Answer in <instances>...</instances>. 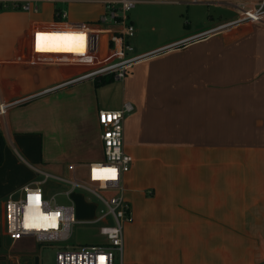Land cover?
<instances>
[{
  "label": "crops",
  "instance_id": "obj_1",
  "mask_svg": "<svg viewBox=\"0 0 264 264\" xmlns=\"http://www.w3.org/2000/svg\"><path fill=\"white\" fill-rule=\"evenodd\" d=\"M75 1H36L58 4L54 12H0V98L19 102L0 119L7 127L0 199L40 180L38 166L64 161L50 173L67 176L69 165L82 171L104 157L94 82L59 86L84 68L56 54L83 55L86 35L52 29L40 33L49 39L36 35L43 54L31 47L39 24H53L59 4ZM216 1L236 15L145 48L104 108H134L124 121V149L134 159L125 197L137 232L170 237L165 264H264V19L208 32L262 0Z\"/></svg>",
  "mask_w": 264,
  "mask_h": 264
},
{
  "label": "built area",
  "instance_id": "obj_2",
  "mask_svg": "<svg viewBox=\"0 0 264 264\" xmlns=\"http://www.w3.org/2000/svg\"><path fill=\"white\" fill-rule=\"evenodd\" d=\"M37 0H0V12L5 8L38 12ZM101 5L99 17L89 22H70L68 13L57 10L58 18L51 25L39 24L32 33L31 47L35 54L36 35L52 29H72L86 35V51L83 55L56 54L67 63L79 65L83 72L72 80L59 86L112 76L123 80L130 68L147 54H136L131 45L135 34L129 13L137 0H89ZM264 19V0L256 7L243 8L239 19L218 26L208 32L240 21L261 22ZM184 39L174 45H183ZM172 45V46H174ZM51 55V54H50ZM58 86V87H59ZM50 90V89H49ZM19 102H5L0 98V119ZM130 103L119 109H100L98 122L104 157L101 161L88 163L82 171L76 165H69L71 175L61 176L35 169L40 180L26 184L10 193L3 205L4 235L12 241L25 237L34 238L40 244L65 243L72 237L77 224L91 225L101 223L98 228L102 241L81 246H60L54 264H141L124 262V224L131 220V207L125 197L124 177L133 165V157L124 149V121L133 111ZM105 169H115L111 178ZM53 182L60 191L49 195L45 185ZM77 189L94 194L107 210L101 209L92 218L77 219L72 195ZM58 196L65 197L67 203H60ZM100 257H104L101 261Z\"/></svg>",
  "mask_w": 264,
  "mask_h": 264
},
{
  "label": "rangeland",
  "instance_id": "obj_3",
  "mask_svg": "<svg viewBox=\"0 0 264 264\" xmlns=\"http://www.w3.org/2000/svg\"><path fill=\"white\" fill-rule=\"evenodd\" d=\"M138 3L130 11L129 16L135 27V34L131 45L136 54L142 53L147 47L173 42L186 35L199 32L201 28L209 27L211 24H218L221 21L234 17L235 10L224 5L216 4V0H137ZM38 13L54 12L58 4L37 3ZM61 10H66L69 19L75 22L94 21L102 11L100 4L89 0H77L75 2L59 4ZM58 6V7H59ZM4 11H20L34 13L33 11H24L21 9L5 8ZM238 13V12H237ZM212 20V21H211ZM117 85L121 88L120 82L114 80L111 83L96 87V97L99 99V107L104 109L110 107L112 102L117 101ZM112 101V102H111ZM103 102V103H102ZM68 109H64L67 111ZM90 111L91 108H90ZM45 118V125L48 127L56 126V119ZM51 118V117H50ZM51 122V123H49ZM70 124V123H69ZM50 128V127H49ZM55 128V127H54ZM0 130L7 135V127L0 120ZM56 135V134H55ZM66 154V153H65ZM56 156V152L53 153ZM56 163V162H55ZM65 162L56 163V166H38L41 170L55 173L64 168ZM64 174V173H59ZM68 176V175H67ZM36 178H38L36 176ZM49 189L48 196L60 191L61 187L53 182L45 185ZM58 202L67 203V199L62 196L57 197ZM6 199H0L1 205V245L0 264H54L56 253L60 246H81L83 244H94L102 241L98 228L101 223L85 225L77 224L74 227L72 237L65 243L40 244L34 238L25 237L19 241H12L4 235L3 226V207ZM72 201L75 205L76 218L87 219L99 215L101 209L107 210L94 194L77 189L72 195ZM93 206L97 208L93 210ZM94 211V212H93ZM124 262L132 263L134 258L146 260L148 263L165 264L170 261L173 248L165 233L136 231L131 221L124 224ZM136 260V259H135ZM134 260V261H135ZM143 264V263H142Z\"/></svg>",
  "mask_w": 264,
  "mask_h": 264
},
{
  "label": "trees",
  "instance_id": "obj_4",
  "mask_svg": "<svg viewBox=\"0 0 264 264\" xmlns=\"http://www.w3.org/2000/svg\"><path fill=\"white\" fill-rule=\"evenodd\" d=\"M58 18L56 17V12H55V21ZM114 81V78L112 76H106L102 78L96 79L94 82L96 87L106 85ZM5 147H6V138L3 133V131L0 130V166L3 164L4 159H5ZM0 215H1V207H0ZM1 217V216H0ZM0 245H1V222H0Z\"/></svg>",
  "mask_w": 264,
  "mask_h": 264
},
{
  "label": "snow or ice",
  "instance_id": "obj_5",
  "mask_svg": "<svg viewBox=\"0 0 264 264\" xmlns=\"http://www.w3.org/2000/svg\"><path fill=\"white\" fill-rule=\"evenodd\" d=\"M45 39H49V37L46 36L45 34H38L37 35L38 42L41 40H45ZM80 39H83V37H80ZM104 171L106 173H109L111 175V178H115V169H105ZM100 260L103 261L104 257H100Z\"/></svg>",
  "mask_w": 264,
  "mask_h": 264
},
{
  "label": "water",
  "instance_id": "obj_6",
  "mask_svg": "<svg viewBox=\"0 0 264 264\" xmlns=\"http://www.w3.org/2000/svg\"><path fill=\"white\" fill-rule=\"evenodd\" d=\"M174 46H178V45H174Z\"/></svg>",
  "mask_w": 264,
  "mask_h": 264
}]
</instances>
